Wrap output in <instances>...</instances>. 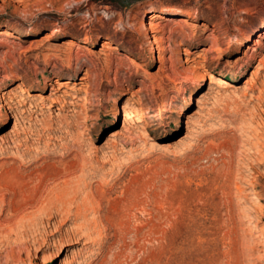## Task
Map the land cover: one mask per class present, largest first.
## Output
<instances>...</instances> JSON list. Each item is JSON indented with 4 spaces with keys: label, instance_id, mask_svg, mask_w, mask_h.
I'll return each instance as SVG.
<instances>
[{
    "label": "rangeland",
    "instance_id": "374dc122",
    "mask_svg": "<svg viewBox=\"0 0 264 264\" xmlns=\"http://www.w3.org/2000/svg\"><path fill=\"white\" fill-rule=\"evenodd\" d=\"M261 22L264 0H0V220L38 199L0 264H264Z\"/></svg>",
    "mask_w": 264,
    "mask_h": 264
},
{
    "label": "bare ground",
    "instance_id": "6f19581e",
    "mask_svg": "<svg viewBox=\"0 0 264 264\" xmlns=\"http://www.w3.org/2000/svg\"><path fill=\"white\" fill-rule=\"evenodd\" d=\"M158 13H161L162 15H176V14H178L179 12H171L170 10H163V12H161L160 10L158 11V10H154V11H152V12H150L149 14H147L146 15V22H143V24H142V26L143 27H148V25H150V22L153 20V19H156V18H159V17H162V16H160ZM186 23V22H185ZM264 23L263 22H261V23H259V24H257L256 26H254L253 28H252V30L250 31V32H248V34L245 36V38L243 39V40H241V42H240V45H244V43H246V42H248V41H250L251 39H252V35H254L256 32H257V30L259 29V27H261L262 25H263ZM7 33V31L6 30H4V29H0V34H6ZM263 35V34H262ZM47 38V37H46ZM153 41H154V37L153 36H149V39L147 40V43L148 44H152L151 46H150V55H149V58H155V47L153 46ZM212 43V42H211ZM101 45H102V47L103 48H106V49H108V48H110V49H113V50H116V47L115 46H113L112 44H111V42H109L107 39H105V40H102V42H101ZM68 48L69 49H77V50H80L81 48H82V45L80 44V43H78V42H76L75 40H69L68 41ZM207 50V49H206ZM108 51V50H107ZM204 51V50H203ZM247 51H245L244 52V56L246 57V59H240L241 61H243L244 63H249L250 61H251V57L252 56H249L247 53H246ZM126 58V57H125ZM128 59H129V57H128ZM243 63V64H244ZM264 65V64H263ZM83 79H85V77L83 78ZM208 83H209V85H211V84H218V85H220V84H222V83H224L223 82V80H221V78H218L217 76H215V75H211L210 77H209V80H208ZM198 85H196L195 86V88L197 87ZM211 88V87H210ZM118 111H125V106H122L121 108H118ZM172 122H166L165 123V125L166 126H170V124H171ZM175 124V123H174ZM35 194H37V193H35ZM34 194V195H35ZM34 195H33V198H34ZM35 197H37V196H35ZM32 198V197H31ZM31 198H30V201L26 204H20L19 206H9V208L6 210L7 211V214H5L4 215V217H2V219L0 220V229H2V230H4V229H7V230H12L13 229V227H15L16 225H17V223H18V221H19V219H20V216H21V214L23 213V212H25L26 210H27V208H35L37 205H38V199H32L31 200ZM37 198H39V197H37ZM40 199V198H39ZM7 200V199H6ZM15 201V200H14ZM17 201V200H16ZM15 201V202H16ZM22 201V203H23V200H21ZM28 201V200H27ZM18 202V201H17ZM20 202V201H19ZM8 203V202H7ZM9 204V203H8ZM10 204H12V203H10ZM6 205V204H5ZM13 205V204H12ZM14 205H15V203H14ZM17 205H18V203H17ZM8 207V206H7ZM4 209V208H3ZM0 232H1V230H0ZM12 235H13V233H12ZM17 237V236H16ZM3 239H5V238H3ZM30 240V239H29ZM35 242V241H34ZM232 247V246H231ZM233 248H237V245H236V247H233ZM232 248V249H233ZM233 252H235V250L233 251ZM189 253V252H188ZM189 256V255H188ZM231 256V255H230ZM194 257V256H193ZM234 254L231 256V260H233L234 259ZM195 258V257H194ZM229 259V258H228ZM117 260V259H116ZM194 260V259H193ZM228 261V260H227ZM189 262V261H188ZM229 262V261H228ZM236 262V261H235ZM190 263L191 264H195L194 262H192V260L190 259ZM224 263H226V262H224ZM203 264V263H202Z\"/></svg>",
    "mask_w": 264,
    "mask_h": 264
}]
</instances>
